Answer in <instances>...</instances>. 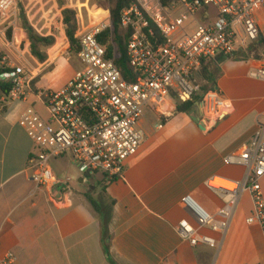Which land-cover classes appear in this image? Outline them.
I'll return each instance as SVG.
<instances>
[{
  "label": "crops",
  "instance_id": "crops-1",
  "mask_svg": "<svg viewBox=\"0 0 264 264\" xmlns=\"http://www.w3.org/2000/svg\"><path fill=\"white\" fill-rule=\"evenodd\" d=\"M257 21L259 40H263L264 10ZM9 43L0 37V56L8 55L17 65L23 63L17 54L19 45L13 40ZM261 43L252 53L248 49L254 43L232 57L219 56L195 76L200 87L219 91L232 106L223 120L209 123L203 118L204 123H196L193 117L202 114L197 102L188 112H179L172 103L165 118L149 108L140 122L143 145L127 161L121 179L108 181L101 173L84 176L67 156L52 160L57 176L72 178L71 193L63 203H57L48 189L36 190L27 170L37 148L19 119L30 106L47 118L45 106L35 96L15 103L3 102L1 97L0 260L13 253L15 264H264L261 228L247 223L253 212L249 193L241 195L225 238L203 231L220 241L218 248L193 247L177 233L179 222L187 218L183 197L192 196L216 214L226 201L222 189L212 187L211 182L245 177V169L226 166L224 157L249 144L264 125V81L250 77V72L264 67ZM31 57L35 91H60L75 75L63 56L50 55L44 63ZM262 189L264 195V179ZM87 195L111 211L106 241L101 218Z\"/></svg>",
  "mask_w": 264,
  "mask_h": 264
},
{
  "label": "built area",
  "instance_id": "built-area-1",
  "mask_svg": "<svg viewBox=\"0 0 264 264\" xmlns=\"http://www.w3.org/2000/svg\"><path fill=\"white\" fill-rule=\"evenodd\" d=\"M19 1L0 0V37L7 43V32L15 31L19 22ZM262 10L264 0H172L167 5L162 0H133L121 16V27L130 33L127 59L134 73L130 80L116 63L110 9L88 11V20L78 12L80 29L75 38L81 68L60 91H35L31 66L1 57L0 82L11 87L2 101L27 102L35 96L48 113L44 118L30 106L19 119L37 148L27 167L35 189L52 191L57 203L67 200L72 178L57 176L51 166L52 160L64 156L84 176L101 173L108 181L121 179L127 161L143 145L140 122L146 111L153 108L165 118L172 103L193 102L200 92L194 78L203 65L219 56L232 57L260 39L257 16ZM250 77L264 81V67L250 72ZM201 102L209 123L223 120L232 109L217 90L204 93ZM224 163L246 171L240 181L219 178L232 188L211 182L222 189L225 207L212 214L190 195L181 199L187 218L179 222L177 233L193 247L220 246L215 236L203 231L225 238L243 193H249L253 202L247 223L258 225L264 237V125L249 144L225 156ZM15 262L13 253L0 260V264Z\"/></svg>",
  "mask_w": 264,
  "mask_h": 264
},
{
  "label": "trees",
  "instance_id": "trees-1",
  "mask_svg": "<svg viewBox=\"0 0 264 264\" xmlns=\"http://www.w3.org/2000/svg\"><path fill=\"white\" fill-rule=\"evenodd\" d=\"M111 8V18H112V35L114 39V46L117 50L118 56H117V66L121 69L123 75L126 79H132L134 76L133 70L131 69L128 59H127V45L130 37V33L126 30H124L121 27V16L122 12L125 9H128L132 4L133 0H108ZM164 4L171 3L172 0H162ZM63 5V3H61ZM20 17L19 19L22 22V28L25 33V37L27 39V42L30 44V51L32 56L40 63H44L48 60V51L51 47H53L56 43V40L54 37H44L39 35L33 27L30 25L29 21L27 20V17L25 16V12L23 10V6L20 5ZM64 23L66 25V34L68 37V40L71 44L72 49L74 50L75 54L78 53V42L75 38L76 34L79 32L80 29V22L77 17V11L71 10V9H65L64 12ZM71 26V27H69ZM264 46V39L258 40L256 43H254V46L249 47L248 52H253L254 47L257 44H260ZM110 50H112V47H110ZM244 58H247V55H245ZM236 60H239L238 58H235ZM196 76V75H195ZM194 82L196 85V79L194 78ZM199 86V85H198ZM10 86L8 84L0 82V98L1 97H7L9 95ZM200 92L204 90V93H207L208 91L212 89H203L200 87ZM202 101V97L196 96L193 102L187 103V104H177V110L179 112H188L192 110L194 107V104L196 102ZM88 200L90 204L92 205L94 211L96 214H98L101 218L102 222V228H103V238L104 240H108L110 238L108 227L111 221V211L105 210L103 205L94 200L92 197L87 195ZM114 205V202L112 201V206ZM106 248V254L109 257L110 256V248L109 244H105Z\"/></svg>",
  "mask_w": 264,
  "mask_h": 264
},
{
  "label": "rangeland",
  "instance_id": "rangeland-1",
  "mask_svg": "<svg viewBox=\"0 0 264 264\" xmlns=\"http://www.w3.org/2000/svg\"><path fill=\"white\" fill-rule=\"evenodd\" d=\"M61 3H63V5H61ZM20 5L23 6L25 16L27 17L30 25L39 35L55 38L56 43L49 49V56H63L66 58L72 67H74V74L81 68V64L79 63L77 55L72 49L66 34L67 27L64 23V10L67 6L73 5L71 10H75L77 13L81 10L85 15V18L88 20V11L95 14L97 13V9L111 8L108 0H21L18 4L19 11L21 10ZM6 37L8 41L13 40L16 45H19L21 52L20 58L24 64L31 66L35 63L31 57L30 44L27 42L20 19L16 30H9ZM28 48L30 54L27 52ZM1 52L4 51L1 50Z\"/></svg>",
  "mask_w": 264,
  "mask_h": 264
},
{
  "label": "water",
  "instance_id": "water-1",
  "mask_svg": "<svg viewBox=\"0 0 264 264\" xmlns=\"http://www.w3.org/2000/svg\"><path fill=\"white\" fill-rule=\"evenodd\" d=\"M69 27H71V26H69ZM195 106H196V108H197L199 111H202V110H201V107H202V102H201V101H200V102H197V103L195 104ZM195 115H196V116L193 117V120H194L196 123H198V124H202V123H204V122L202 121V119H203L202 114L200 115V114L196 113Z\"/></svg>",
  "mask_w": 264,
  "mask_h": 264
},
{
  "label": "bare ground",
  "instance_id": "bare-ground-1",
  "mask_svg": "<svg viewBox=\"0 0 264 264\" xmlns=\"http://www.w3.org/2000/svg\"><path fill=\"white\" fill-rule=\"evenodd\" d=\"M213 185L216 186V187H220V186H223V187H227V188H232L233 185L224 181V180H221V179H217L215 182H213Z\"/></svg>",
  "mask_w": 264,
  "mask_h": 264
}]
</instances>
